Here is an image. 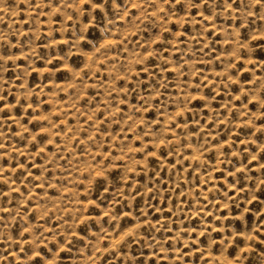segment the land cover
<instances>
[{
	"label": "rangeland",
	"instance_id": "rangeland-1",
	"mask_svg": "<svg viewBox=\"0 0 264 264\" xmlns=\"http://www.w3.org/2000/svg\"><path fill=\"white\" fill-rule=\"evenodd\" d=\"M0 264H264V0H0Z\"/></svg>",
	"mask_w": 264,
	"mask_h": 264
}]
</instances>
